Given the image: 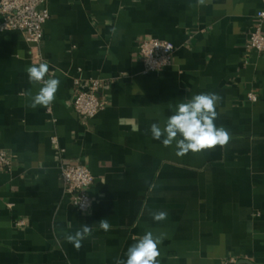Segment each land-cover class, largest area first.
Listing matches in <instances>:
<instances>
[{
    "label": "crops",
    "instance_id": "crops-1",
    "mask_svg": "<svg viewBox=\"0 0 264 264\" xmlns=\"http://www.w3.org/2000/svg\"><path fill=\"white\" fill-rule=\"evenodd\" d=\"M47 6L40 47L19 30L0 33V148L15 156L0 171V264H116L148 231L163 237L158 264H264V53L248 48L264 0ZM149 36L175 44L171 66L145 71L139 48ZM42 62L60 86L50 105L32 108L42 85L25 70ZM95 78L107 103L85 118L73 107L75 80ZM201 93L219 96L214 123L231 139L178 156L151 125L163 128L176 105ZM60 158L95 176L88 212L64 192ZM160 210L168 215L157 222ZM84 224L93 232L76 250L66 236Z\"/></svg>",
    "mask_w": 264,
    "mask_h": 264
},
{
    "label": "built area",
    "instance_id": "built-area-1",
    "mask_svg": "<svg viewBox=\"0 0 264 264\" xmlns=\"http://www.w3.org/2000/svg\"><path fill=\"white\" fill-rule=\"evenodd\" d=\"M49 0H1L0 2V33L7 30H19L25 40L33 47H40L45 39L44 25L50 17L47 6ZM248 48L257 53H264V9L256 14V22L249 33ZM175 44L167 39L153 36L142 40L139 48L141 60L146 72H154L173 63ZM73 107L85 117L93 118L106 107V100L99 95L104 88V81L99 78L75 80ZM249 100L256 102L258 97L249 92ZM58 146L56 136L52 138ZM14 154L0 148V171L11 170ZM60 180L64 192L71 202L82 212L92 207L90 189L95 183V176L84 163H74L60 158ZM235 258L226 259L223 264H235Z\"/></svg>",
    "mask_w": 264,
    "mask_h": 264
},
{
    "label": "clouds",
    "instance_id": "clouds-1",
    "mask_svg": "<svg viewBox=\"0 0 264 264\" xmlns=\"http://www.w3.org/2000/svg\"><path fill=\"white\" fill-rule=\"evenodd\" d=\"M203 4L204 0H200ZM30 83L41 84L39 91L32 97L30 107H47L55 100V94L59 89L58 78L45 77L49 74V65L46 62L33 64L26 68ZM219 96L214 93H201L194 95L186 102L176 105L174 114L167 118L163 128L157 123L151 125L152 137L161 140L165 147L172 146L175 142L176 155L184 156L189 152L197 153L217 146L223 147L231 139L229 132L224 127H217L214 121L218 113L216 105ZM179 137V138H178ZM167 212L160 210L152 213L157 222L167 218ZM100 229L109 231L111 224L108 219L99 221ZM93 232L89 224H84L82 229L75 234L66 236L76 250L82 247V241ZM162 236H154L152 231L146 232L126 251V260H117L116 264H158L160 256L158 245L162 242Z\"/></svg>",
    "mask_w": 264,
    "mask_h": 264
}]
</instances>
